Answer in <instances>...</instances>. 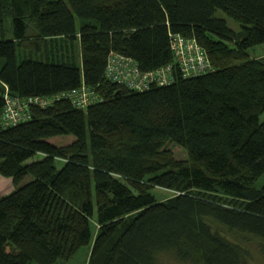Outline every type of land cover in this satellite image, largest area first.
<instances>
[{
    "label": "trees",
    "instance_id": "16d2710c",
    "mask_svg": "<svg viewBox=\"0 0 264 264\" xmlns=\"http://www.w3.org/2000/svg\"><path fill=\"white\" fill-rule=\"evenodd\" d=\"M172 36L196 41L213 70L184 78ZM59 40L70 48L49 46ZM258 45L264 0H0V173L16 184L0 199V264H58L91 241L92 180L111 197L99 222L126 219L97 232L89 264L264 259V57L249 53ZM114 54L140 74L170 66L173 81L127 89L105 76ZM84 83L100 101L33 105L31 119L3 126L4 93L52 98ZM60 135L74 140L49 142ZM156 188L176 194L146 212Z\"/></svg>",
    "mask_w": 264,
    "mask_h": 264
},
{
    "label": "built area",
    "instance_id": "2783aa9c",
    "mask_svg": "<svg viewBox=\"0 0 264 264\" xmlns=\"http://www.w3.org/2000/svg\"><path fill=\"white\" fill-rule=\"evenodd\" d=\"M172 49L178 58L179 69L183 72L184 78L197 77L213 70L206 51L196 41L187 40L182 37L172 36ZM132 59L125 55H112L105 70V76L111 81L124 85L133 91L149 90L156 83L158 85L171 84L173 79L167 76L171 67H164L158 71L140 74L131 65ZM133 63V62H132ZM174 69L176 67L174 66ZM1 96V92H0ZM5 107L2 112L3 126L9 127L26 122L32 117L31 107L40 105L47 107L53 102L67 98L72 100L78 109L87 108L100 101L101 96L85 83L72 92L65 95H59L40 99H18L4 93Z\"/></svg>",
    "mask_w": 264,
    "mask_h": 264
},
{
    "label": "rangeland",
    "instance_id": "374dc122",
    "mask_svg": "<svg viewBox=\"0 0 264 264\" xmlns=\"http://www.w3.org/2000/svg\"><path fill=\"white\" fill-rule=\"evenodd\" d=\"M217 15L221 18H224L231 29L236 31L241 29L242 24L231 18L224 11L218 10ZM79 29H80V21L77 20V30ZM73 44H74L73 49L79 51V40L77 39L73 41ZM49 46L55 49H65V50L70 48V44L61 40L57 42H50ZM249 53L256 58L264 57V47L261 45L255 46L249 49ZM259 119L261 122L264 121V112L260 114ZM73 140H74L73 135H60L49 138V142L59 146L70 144ZM169 148L174 151L175 156L178 159H186L188 157L187 151L180 148L179 146L170 144ZM42 157H43L42 154H37L29 161L37 160ZM59 164L60 163H58V165ZM31 180L32 177L28 176L19 186L24 185ZM15 189H16V184L13 178L11 176H6L0 173V199L10 195ZM154 193L158 198V201L152 207L145 209L146 212H151L153 210L163 208L164 204L167 203L170 199H172L176 194L175 191L173 190L161 189V188H156L154 190ZM89 194H90V198L93 200L94 203V215L91 217V228H92L93 239L89 242L78 241L74 246L70 256L65 260H61L58 264H89L92 244L97 232L101 230H105L108 233H112L126 219V217H120L117 218L116 220H112L107 223L101 224L98 220V213L103 206L110 203L111 197L108 194L97 192L95 189V182L93 180L90 182ZM70 209L71 207L69 205H66L64 207L63 213L66 214ZM163 264H194V263L181 261L177 259L173 254H165L163 256ZM256 264H264V259L262 258L258 259Z\"/></svg>",
    "mask_w": 264,
    "mask_h": 264
}]
</instances>
